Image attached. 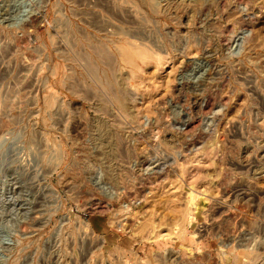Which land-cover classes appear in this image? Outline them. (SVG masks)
<instances>
[{
    "label": "rangeland",
    "instance_id": "obj_1",
    "mask_svg": "<svg viewBox=\"0 0 264 264\" xmlns=\"http://www.w3.org/2000/svg\"><path fill=\"white\" fill-rule=\"evenodd\" d=\"M0 264H264V0H0Z\"/></svg>",
    "mask_w": 264,
    "mask_h": 264
},
{
    "label": "bare ground",
    "instance_id": "obj_2",
    "mask_svg": "<svg viewBox=\"0 0 264 264\" xmlns=\"http://www.w3.org/2000/svg\"><path fill=\"white\" fill-rule=\"evenodd\" d=\"M34 22H35V21H33L32 24H33ZM29 23H30V22H29ZM32 24H31V25H32ZM28 25H29V24H28ZM109 65H110V64H109ZM110 68H111V67H110Z\"/></svg>",
    "mask_w": 264,
    "mask_h": 264
}]
</instances>
